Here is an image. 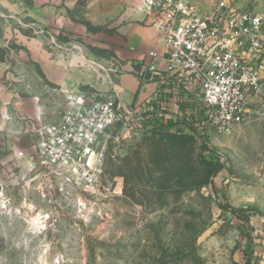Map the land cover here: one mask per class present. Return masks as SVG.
I'll use <instances>...</instances> for the list:
<instances>
[{
  "label": "rangeland",
  "instance_id": "1",
  "mask_svg": "<svg viewBox=\"0 0 264 264\" xmlns=\"http://www.w3.org/2000/svg\"><path fill=\"white\" fill-rule=\"evenodd\" d=\"M26 1L0 0V264H264V124L255 116L224 135L206 123L198 132L182 124L114 129L102 180L88 192L30 175L17 153L32 155L33 128L53 123L69 103L52 101L58 92L44 79L42 57L100 84L76 86L81 93L106 92L102 68L87 61L106 70L113 62L127 73L110 47L117 33L110 23L128 11L145 25L139 0H75V21L87 22L88 8L100 19L97 31L70 37L46 29L53 42L25 27L34 23L13 6ZM187 1L207 9L216 0ZM230 3L264 20V0ZM19 35L40 55L18 43ZM76 55L85 63L74 64ZM38 93L54 112L21 120ZM205 116L201 111L198 123ZM36 216L39 227L31 222Z\"/></svg>",
  "mask_w": 264,
  "mask_h": 264
},
{
  "label": "built area",
  "instance_id": "2",
  "mask_svg": "<svg viewBox=\"0 0 264 264\" xmlns=\"http://www.w3.org/2000/svg\"><path fill=\"white\" fill-rule=\"evenodd\" d=\"M138 4L160 45V50L143 52L127 71L140 88L151 86L147 97L124 103L119 83L122 67L109 62L106 70L100 63L87 61L88 68H102L109 88L69 98L53 123L33 128L38 134L34 153L20 151L16 158L26 161L35 179L51 177L84 192L97 188L114 129L171 123L198 132L206 123L224 135L252 116L264 124V20L260 14L236 9L230 0H216L207 9L187 0H139ZM25 27L49 35L54 42L50 31L33 24ZM201 111L206 116L198 123Z\"/></svg>",
  "mask_w": 264,
  "mask_h": 264
},
{
  "label": "crops",
  "instance_id": "3",
  "mask_svg": "<svg viewBox=\"0 0 264 264\" xmlns=\"http://www.w3.org/2000/svg\"><path fill=\"white\" fill-rule=\"evenodd\" d=\"M92 3L87 4V7L91 6ZM75 6V0H28L26 2H18V5L13 7L19 12L21 18H26L30 20L37 28H44L51 30L54 34L68 35L70 37L76 35H90L87 27L84 24L75 21V17L71 14ZM85 9L84 18L92 26L96 27L98 24L94 20L97 19L96 16ZM94 18V19H93ZM100 18V17H98ZM138 15L130 14L128 11H124L123 14L118 18H115L113 22L110 23L112 27L115 28L116 34L111 41L112 47L115 51V55L120 56L124 62V70L128 71L131 64L138 61L142 57V53L150 49H159L160 45H157L158 35L152 26L149 25L148 21H144L141 15V23L145 26H140L137 23ZM105 22V19H103ZM123 20L126 23L123 24ZM136 23H133L132 21ZM17 37V36H15ZM17 42L21 43L26 50L31 52V48H35V53L40 55L38 48L27 40L24 41L22 36L17 37ZM109 46V45H108ZM107 47V46H105ZM134 48L133 50H130ZM119 58V57H118ZM56 62L46 61L45 57L41 59V68L44 74V79L53 86V89L58 92L54 98V103L67 102L68 98H73L74 96H79L81 93L76 86L80 84L82 86H88V88H99L98 84L88 73L76 74L74 71L70 70L67 72L57 69ZM1 65V64H0ZM122 99L124 103H132L134 101H143L151 86L140 88L137 80L130 74H123L119 79ZM87 90V88H84ZM50 99V98H49ZM37 102H34V107L31 111H24V115L21 120L28 119H38L42 118L43 114H52L55 110V106H49V112L46 106L43 104V99L40 93L36 96ZM49 104H53L49 102ZM26 125V122H24ZM23 127V126H22Z\"/></svg>",
  "mask_w": 264,
  "mask_h": 264
},
{
  "label": "trees",
  "instance_id": "4",
  "mask_svg": "<svg viewBox=\"0 0 264 264\" xmlns=\"http://www.w3.org/2000/svg\"><path fill=\"white\" fill-rule=\"evenodd\" d=\"M83 24L87 27L88 31H90V32H92V30H93V32L97 31V29L91 27V25L88 22H85ZM170 125L172 126L173 124L170 123ZM224 208L225 209L227 208L231 212V214H233L235 216H240V214H243V211L235 209V208H233L231 206H229V207L226 206Z\"/></svg>",
  "mask_w": 264,
  "mask_h": 264
},
{
  "label": "bare ground",
  "instance_id": "5",
  "mask_svg": "<svg viewBox=\"0 0 264 264\" xmlns=\"http://www.w3.org/2000/svg\"><path fill=\"white\" fill-rule=\"evenodd\" d=\"M75 57H76L77 59H75V58L72 59V62H73L74 64H77V63L84 64V63H85L84 59H83L81 56L76 55ZM31 222H32L33 224L38 225V227L40 226V222H39V217H38V216L32 218V219H31Z\"/></svg>",
  "mask_w": 264,
  "mask_h": 264
}]
</instances>
